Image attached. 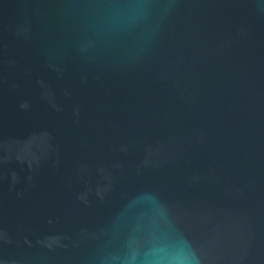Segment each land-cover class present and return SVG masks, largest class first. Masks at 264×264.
Instances as JSON below:
<instances>
[{"label": "water", "instance_id": "obj_1", "mask_svg": "<svg viewBox=\"0 0 264 264\" xmlns=\"http://www.w3.org/2000/svg\"><path fill=\"white\" fill-rule=\"evenodd\" d=\"M264 264V0H0V264Z\"/></svg>", "mask_w": 264, "mask_h": 264}, {"label": "clouds", "instance_id": "obj_2", "mask_svg": "<svg viewBox=\"0 0 264 264\" xmlns=\"http://www.w3.org/2000/svg\"><path fill=\"white\" fill-rule=\"evenodd\" d=\"M176 264H184V261L183 260L177 261Z\"/></svg>", "mask_w": 264, "mask_h": 264}]
</instances>
